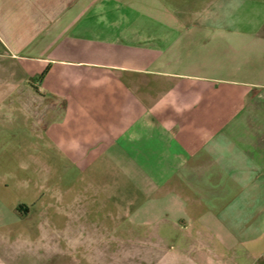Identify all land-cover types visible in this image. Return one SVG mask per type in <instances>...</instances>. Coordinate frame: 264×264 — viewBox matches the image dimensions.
Segmentation results:
<instances>
[{
	"label": "crops",
	"instance_id": "obj_1",
	"mask_svg": "<svg viewBox=\"0 0 264 264\" xmlns=\"http://www.w3.org/2000/svg\"><path fill=\"white\" fill-rule=\"evenodd\" d=\"M5 112L29 244L264 264V0H0Z\"/></svg>",
	"mask_w": 264,
	"mask_h": 264
},
{
	"label": "rangeland",
	"instance_id": "obj_2",
	"mask_svg": "<svg viewBox=\"0 0 264 264\" xmlns=\"http://www.w3.org/2000/svg\"><path fill=\"white\" fill-rule=\"evenodd\" d=\"M0 127H2L0 133L3 131L0 142H38V140L33 141L31 139L29 128L22 125L21 121L13 118L9 112H5L2 121H0ZM20 146L22 152L24 148H22V144ZM20 150L18 148V151ZM12 157V148H0V174L12 175L17 173V165ZM22 172L19 170V173ZM17 198L18 195H13L12 191L0 194V205H10ZM52 214L54 215V213ZM11 216L12 214L0 212V259L7 264H155V260L152 259L154 258L153 254H144L138 245L124 243L117 245L107 242L101 245L86 244L78 247V250L74 246L70 248L69 245L61 244L60 248L64 252L61 256L55 252L54 246L49 249L48 246L29 244V238L35 239L37 237L35 234L37 232L30 229L34 222L25 221L17 225L12 224ZM1 220L6 222L2 223ZM35 220L43 221L41 215ZM147 252L154 253V249L148 246ZM49 256H52V260H44Z\"/></svg>",
	"mask_w": 264,
	"mask_h": 264
}]
</instances>
